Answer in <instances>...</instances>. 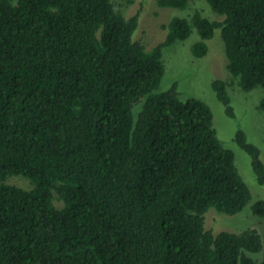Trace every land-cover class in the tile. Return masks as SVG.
I'll return each instance as SVG.
<instances>
[{
	"label": "trees",
	"instance_id": "16d2710c",
	"mask_svg": "<svg viewBox=\"0 0 264 264\" xmlns=\"http://www.w3.org/2000/svg\"><path fill=\"white\" fill-rule=\"evenodd\" d=\"M134 1L0 0V264H264L257 229L205 225L252 200L212 108L160 89L164 49L196 28L198 57L221 30L228 77L212 88L228 116L234 83L264 92V0H207L221 19L173 17L150 48ZM235 140L264 185L260 148ZM251 208L264 220V199Z\"/></svg>",
	"mask_w": 264,
	"mask_h": 264
},
{
	"label": "rangeland",
	"instance_id": "374dc122",
	"mask_svg": "<svg viewBox=\"0 0 264 264\" xmlns=\"http://www.w3.org/2000/svg\"><path fill=\"white\" fill-rule=\"evenodd\" d=\"M123 10L127 16L140 12L134 37L144 42L148 48L165 40L168 33L166 25L173 17H190L195 11H200L211 19H221L211 9L207 0H189L185 8L162 7L158 5L157 0H135L124 6ZM199 39V33L194 28L188 38L176 41L164 49L165 74L160 89L168 88L176 82L182 99L195 97L209 104L214 112V126L218 137L226 147L234 151L238 170L251 189V203L237 214H226L213 206L210 207L205 214L206 227L214 233L223 230L241 232L247 228H255L261 233L264 241V220L256 216L251 208L255 200L264 199V185L259 184L257 180L250 155L235 140L237 131L243 130L247 138L260 148L264 162V112L259 108L264 92L260 87L246 91L234 83L230 86L229 93L235 116H228L226 108L212 88L215 79L228 77V59L221 30L217 29L215 35L207 40L208 51L201 57L193 53V46ZM10 178L12 183L19 186H32L31 181L23 176Z\"/></svg>",
	"mask_w": 264,
	"mask_h": 264
}]
</instances>
